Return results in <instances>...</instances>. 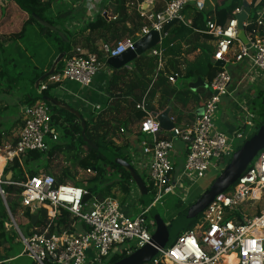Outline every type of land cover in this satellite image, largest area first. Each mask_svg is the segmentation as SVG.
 I'll return each mask as SVG.
<instances>
[{
	"label": "built area",
	"instance_id": "1",
	"mask_svg": "<svg viewBox=\"0 0 264 264\" xmlns=\"http://www.w3.org/2000/svg\"><path fill=\"white\" fill-rule=\"evenodd\" d=\"M156 1L163 4V9L156 13L151 10L142 13L148 24L142 27L140 37L151 31L160 32L173 20L188 25L184 10L190 0ZM195 5L202 11L205 1L196 0ZM242 11L243 8H236L226 24L220 25L212 20L206 23L204 31L196 32L215 40L214 62H245L249 72L255 74L247 76L257 81L264 90V9L258 11L251 32L246 31L249 47L238 39L236 17ZM247 26L248 21L245 23ZM135 43L136 40L128 38L115 46L104 44L101 51L107 58H116L133 49ZM70 54L63 68L40 86L41 92L46 91L49 84L64 81L91 87L102 70L103 62L97 54H84L80 48ZM151 56L158 61L153 85L164 71L166 60L161 48H153ZM168 80L175 83L173 76H169ZM232 81L233 77L224 65L209 82V97L204 102L202 115L191 126L174 127L170 138L160 136V123L147 110L146 99L137 105V109L145 114L139 127L144 137L140 142V160H143L141 168L146 172L152 192H155L153 206L156 207L169 195L181 198L182 192L181 199L185 201L191 188L205 179L211 170H218L238 149L237 141L243 140L244 133L237 130L230 136L219 130L215 123L221 99L229 95ZM244 126L253 130L256 126L254 116L249 115ZM58 138L51 126L48 105L38 103L26 109V119L15 146L0 149V154L8 164L32 151H48L50 143L57 142ZM177 141L188 144L181 167H178L175 158ZM2 185L22 188V205L29 208L32 214L39 213L40 218L44 213L48 222L56 219L63 209L85 225V230L77 233L62 231L50 235V226L32 236L20 233V240L25 246L23 254L35 264H105L117 254L126 253L128 256L152 243L146 218L149 209L144 207L135 217L125 214L121 204L113 198L98 200L92 197L89 207V202L83 203L84 196L89 194L87 190L73 184L58 185L53 176L44 173L27 177L24 182L4 180L0 174V195L4 198ZM132 189L127 206L134 209L140 194L133 186ZM261 202H264V150L247 173L229 191L216 197L196 223L168 248L160 250L159 258L152 264H264V206ZM250 211H253L252 216L248 214ZM232 253H236L233 263L229 261Z\"/></svg>",
	"mask_w": 264,
	"mask_h": 264
},
{
	"label": "crops",
	"instance_id": "2",
	"mask_svg": "<svg viewBox=\"0 0 264 264\" xmlns=\"http://www.w3.org/2000/svg\"><path fill=\"white\" fill-rule=\"evenodd\" d=\"M61 1L60 6L56 8L53 7L55 4L52 3L48 16L54 18L60 12L71 10L73 14L65 23V29L67 31L76 33L77 40H75L73 44L74 48L71 49V52L75 51V48H80L84 54H102L103 58L99 60L103 62V67L94 78L91 87H83L71 81H64L61 84H49L47 97L56 102H60L62 105L66 104L71 106L82 115L86 123L91 122L94 118L103 113L110 115V111L112 109L115 110L116 107H118L120 112L113 111L114 116L123 121L129 117L126 112V108L128 111V102L140 98L141 100L139 103H141L143 99H146V108L149 113H151L159 123L162 121L165 125L164 127L160 126V136L162 138H170L171 130L174 127L191 126L197 121L202 114L204 102L209 97L208 74L212 68L216 67V62L213 61V55L217 44L211 36L193 32V34L186 35L184 40L173 43L170 46V48L173 47L171 52H169L168 55H164L166 60L164 71L152 85L151 78L153 79L155 75V70L153 71L152 67L148 68L147 65L146 67L139 65V68L142 69V73H138L136 70L138 66L135 62L141 56L128 66L117 70L107 64L110 58H107L101 51L104 44L115 46L118 42L128 38H133L137 42L144 37H140V34L142 27L148 24V21L143 16L141 9L147 0H130L129 3H127L128 18L125 23L115 22L119 17L114 10L115 0ZM195 1L196 0H190L189 9L186 10L184 14L189 25L193 22L195 12H200L195 5ZM204 1L208 5L207 8L211 6L213 12H217L215 7L216 0ZM246 1L251 4L252 0ZM158 5L161 6L162 10L163 4L154 0L150 9L152 13H156L155 9ZM150 10L148 12H150ZM99 16H104L106 19V28L109 27L110 24L112 27L108 31L102 29L91 31L86 29L87 25L95 22ZM139 18L142 19V26H139V30L133 33L132 25L137 24ZM29 19L30 15L24 12L15 0H0V36H13L24 30L22 38L9 42L3 48L4 59L11 62V64L6 67V73L8 78L13 81L6 85L0 84V149L3 150L15 146L20 130L26 119V109L31 107L26 102L27 98L29 95H32L34 98L39 99L37 94H43L40 90V86L47 81V79L42 81L43 76L50 71L56 59L63 53L61 49L62 44H58L55 39V41H51L52 38L48 35H43L39 26L34 24L30 25L28 23ZM125 28L128 29L127 32L124 31ZM176 28H178V25L171 28L166 36L173 33ZM39 36L43 38H39ZM163 40L156 48L161 46ZM88 45H90L91 48L88 47ZM148 58L151 61L156 59L155 57L153 59L152 57ZM224 65L232 75L233 81L230 85L229 95L225 96L226 98H223L224 100L222 99L221 101L217 124L220 118L221 123L218 126L220 130L233 136L237 130H251V128L244 126V122L249 115L254 116V122L255 124L257 123V115L252 112L251 109L255 106L254 104L257 100L258 93L262 90V87L257 81L247 76L255 74L249 72L248 65L245 62L227 63ZM122 75H127L130 79L127 78L124 80L121 78ZM169 76L174 77V84L169 82ZM132 78L139 81H144L145 79L148 87H146V91L141 95V88L138 82H136L134 90L128 89V84ZM198 78L201 80L200 85L190 88V85L196 84ZM38 81L41 83L38 88V93H36V83ZM204 85H207V88H205ZM170 91H175V94L172 96L169 95ZM179 95H182L184 100L180 98ZM38 103L45 102L39 99V102L36 104ZM51 105L69 112L63 106ZM74 106H79L82 109L75 108ZM69 113L72 114L71 112ZM76 119L81 124V121L77 117ZM112 121L115 124L117 123L116 120ZM132 121H129V131L126 132V137H131V140L128 143L129 146L128 149L125 150V153L131 158L137 168L143 172L142 175L144 176L146 172L141 168L143 166V160H140L141 157H139L141 155L140 142L144 137H138L136 134L141 123L135 122L131 124ZM55 132L59 137L57 128ZM120 135L121 134H118L117 137L114 138V141L117 144H125L123 138H120ZM60 141L62 140L58 138L57 142L60 143ZM51 144L53 143H50V145ZM187 151L188 144L182 143V145H180L179 141L176 142L175 158L178 167H181L184 163ZM0 156L3 158V155L0 154ZM19 161L22 162V158ZM7 165L8 164L4 162V165L0 169V174L3 176L4 180L10 178L9 173L11 171L8 173L6 172ZM81 172L82 171H79V176ZM91 173L93 176L95 175L94 172ZM53 174L56 173L54 172ZM27 177L29 176H26V178ZM12 178L13 172L11 180ZM0 197L8 210L5 197L3 198L1 195ZM127 205L128 203L124 206L121 205L123 212L131 217H135V209H131ZM9 215H11L10 212ZM38 220H40V217ZM12 223L19 237H21L20 233L25 235L24 232L19 229L14 219ZM76 225L77 226L74 225L76 229H79V231L76 230L77 232L85 230V227L80 223ZM10 260L12 261L13 259Z\"/></svg>",
	"mask_w": 264,
	"mask_h": 264
},
{
	"label": "trees",
	"instance_id": "3",
	"mask_svg": "<svg viewBox=\"0 0 264 264\" xmlns=\"http://www.w3.org/2000/svg\"><path fill=\"white\" fill-rule=\"evenodd\" d=\"M17 4L20 6V8L28 13L30 15V19L28 23L34 24L39 26V29L43 35L54 34L49 29H46L44 27H41L36 18H40L42 20H45L52 24L53 26L57 27L59 30H61L63 33H65L72 44H74L76 39V33H71L65 29V23L69 20V18L72 16V11H66V12H60L56 17L52 18L48 16V12L51 8L52 3L54 0H15ZM130 0H115V8L117 16H119L116 19V23L126 22L127 20V3H129ZM244 0H216V9L217 12H213V8L210 6L207 8V4L205 3L204 9L200 12H195L193 17V22L189 25H184L182 23L178 24V28L174 30L173 33L166 36V38L163 40L161 48L163 50L164 55H168L169 52H171L172 48L170 46L179 41L184 40V37L186 35L193 34V32L196 31H204L206 28V23L212 20H216L220 25L226 24L233 16V11L236 8H242L243 7ZM189 9V5L184 10L185 11ZM251 9L252 14L248 19V26L246 28V31L249 33L253 29V22L258 16V11L264 9V0H252L251 1ZM156 12L161 10V6H156ZM254 14V15H253ZM185 17V15H184ZM142 19L137 20V24L132 25V32L135 33L137 30H139V26H142ZM106 19L104 16H99L98 19L95 22H92L87 25L86 29H89L91 31H98L100 29L108 31L112 26L109 25V27H105L106 25ZM28 24V25H29ZM125 32L128 31L127 28L124 29ZM131 32V33H132ZM24 35V30H22L20 33L15 34L13 36L8 37H1L0 36V84L6 85L11 81L6 73V67L11 64L9 60L4 59V46L8 44L9 42L16 41L17 39L22 38ZM55 35V34H54ZM55 39L60 41L62 44V51H67L68 57L71 56V48L66 49L64 44L62 43V40L55 35ZM88 47L91 48L90 45ZM98 58L101 60L103 58L102 54L97 55ZM153 59V58H152ZM137 67V72L142 73V69L139 68V65L148 66V68L152 67V70H155V63L156 59L151 61L146 56H141L137 59L135 62ZM64 63H61L58 68V72L63 68ZM220 68H212L211 71L208 74L209 82L214 78V76L217 74L218 71H220ZM130 76V75H129ZM132 77V76H130ZM136 79H138L136 76H134ZM122 79L126 80L127 75H122ZM135 78H132L130 80V83L128 84L129 90H134V86L136 82L140 85V95L146 91L147 89V83L144 81L136 80ZM130 79V78H129ZM8 86V85H7ZM49 89V87H48ZM137 91V90H136ZM48 94V91H43V96H46ZM175 91H170L169 95H174ZM136 97V96H135ZM180 98L183 99L182 95ZM139 98V97H136ZM139 100V101H138ZM140 98L131 102H128V111L126 108V112L128 113L129 117L125 120H120L116 116H114L113 111H117L118 113L120 110H118V107H114L110 111V115L103 113L100 116L94 118L91 122H87V129H86V136L90 142H92L95 146L99 147L101 150L106 151L117 158L127 162L132 167L135 168L133 161L131 158L125 153V150L128 149V143L131 140V137H126V132L129 131V121L131 124L135 122L141 123L143 119L145 118V114L137 109V105L140 102ZM184 100V99H183ZM29 106H34L37 102H39V99L34 98L32 95H29L27 98V101ZM44 102V101H43ZM50 109L51 113V126L56 130L61 129L62 135L60 143L55 142L50 145L48 151L46 152H39V151H32L28 154L24 155L22 157V162L19 161V159H14L13 162L8 163L6 172H13V178L12 181L14 182H24L26 180V175L29 177L37 176L39 174H47L51 175L56 179L57 184L64 185L73 183L74 186L78 188H82L87 190L90 194H92L93 197H95L98 200H103L107 197H112L119 201L121 205H126L128 202V197L132 193V185H135L131 174L125 170L123 167L113 164L110 161L107 160L101 153H99L96 149H92L88 147L85 142L82 139V130H81V124L76 119V117L69 112L65 111L64 109L54 107L50 103H46ZM260 104V109L257 113V123L255 126V130L257 131L261 125L264 123V90H260L257 96V100L254 105ZM255 110V109H254ZM109 113V112H108ZM112 120H116V124L113 123ZM118 134L120 135V138H123L125 144H117L114 141V138L117 137ZM137 136H142L139 130L137 131ZM254 134V131L251 132V134H246L243 140H241V145L244 143V141L252 136ZM240 146V145H239ZM60 158L64 159L65 165L60 168L59 172L57 174H53L49 171V165L50 162H53V160H58ZM41 161V163L36 166V162ZM226 164V163H225ZM223 164L222 168H225L228 163L225 165ZM36 166V168H35ZM33 167V168H32ZM46 169V173L44 171H41L40 169ZM136 169V168H135ZM48 170V171H47ZM79 171L87 172L91 171L94 172V176L89 179H78ZM137 171V170H136ZM138 172V171H137ZM139 174V173H138ZM141 178L144 180L145 185L147 186V189L150 194L151 201L153 202L155 192L153 188H151L150 182L147 180L146 176L140 175ZM78 179V180H77ZM204 180V179H203ZM197 183L196 185L200 184L201 182ZM215 180L212 179L211 184ZM195 185V186H196ZM194 186V187H195ZM193 187V188H194ZM2 189L4 191V196L6 199V203L8 205V210L3 204V201L0 197V248H5V254L2 256L0 252V257L8 258V259H14L18 255H13L14 249L13 244L15 239L18 237L17 232L14 229L7 230L6 225L10 223V214L15 218L16 224L19 227V229L23 232L24 227H31V229L28 232V236H32L35 234H40L44 231L46 226H50V235L54 234L55 232H62V231H68L70 233H77L79 229H76V224L80 223L85 227L84 223L81 222L78 218L72 217L71 214L61 209L58 213V216L56 219H54L51 222L47 221V217L44 214L40 220L37 221L36 225H32V213L29 208H26L22 205V191L23 189L20 187H16L14 185H2ZM230 190V189H229ZM228 190V191H229ZM153 195V197H152ZM141 200V199H140ZM194 199L191 200V194L189 201L187 200V203L181 204H187V207L182 208V205L178 204V208L180 209L178 214H181L183 211H185L188 206L194 203ZM150 213L146 215L147 220L149 221L150 225V231L153 235L155 230V222L149 217ZM75 225V226H74ZM77 230V231H76ZM127 257L126 253L117 254L114 256L110 261L109 264H113L118 262L119 260ZM2 264H7V262H4Z\"/></svg>",
	"mask_w": 264,
	"mask_h": 264
},
{
	"label": "water",
	"instance_id": "4",
	"mask_svg": "<svg viewBox=\"0 0 264 264\" xmlns=\"http://www.w3.org/2000/svg\"><path fill=\"white\" fill-rule=\"evenodd\" d=\"M154 0H147L141 9L142 13L148 12L153 4ZM243 11L237 15V29H238V39L242 42V44L247 47L250 46L248 39L246 37V27L245 23L248 21L249 17L252 14L251 4L244 0L243 3ZM38 24L41 27L49 29L52 33L58 36L62 43L64 44L66 49L71 48V41L68 36L59 30L57 27L53 26L49 22L42 20L40 18H36ZM178 25L177 20H173L170 23L166 24L160 32L151 31L146 36L137 41L133 47V49L126 51L124 54L116 57L110 58L107 61V64L114 69H121L123 67L128 66L130 63L135 61L138 57L142 55H146L148 57L151 56V50L158 45H160L161 41L165 38L166 34L170 31L171 28ZM68 53L64 51L59 55L54 64L52 65L50 71L46 73L42 81L48 79L51 75H53L59 68V65L64 62ZM224 63L216 62V68H223ZM40 81L36 83V93H38V88L40 85ZM201 80L198 78L196 84L190 85V88H194L195 86H199ZM207 88V85H204ZM37 97L44 102L51 103L53 105H57L59 107L63 106L66 110L74 114L81 121L82 128V139L88 145V147L92 149H96L99 153H101L108 161L113 164L119 165L127 170L138 189L140 194V199L143 203L144 208L149 209V213L152 214L155 206L150 198L149 191L147 186L144 183V180L138 174L136 169L132 167L127 162L117 158L116 156L101 150L99 147L95 146L92 142H90L86 136L87 124L82 115L71 106L66 104H61L60 102H56L50 99L47 96H43L42 94H37ZM203 113V111H202ZM202 115V114H201ZM160 126L164 127V123L160 121ZM172 126V125H171ZM172 128V127H171ZM264 150V123L261 127L249 138H247L244 143L239 146V148L234 152L230 162L225 167V169L221 172V174L217 177V179L208 187V189L193 203L191 204L185 211L181 214L177 215L170 222H165L164 219L161 218L159 214L154 216L155 222V230L152 235V243L151 245H147L144 248H141L131 255L119 260L113 264H151L155 260H157L160 256V250L168 248L174 241L188 230L194 223H196L204 211L208 208V206L221 194H224L226 191L231 189L237 181L242 178L249 167L257 158V156ZM12 176V172L9 173V177L7 180L10 181ZM92 194H87L83 198V203H87L92 199ZM39 219V213L32 215V225L35 226Z\"/></svg>",
	"mask_w": 264,
	"mask_h": 264
},
{
	"label": "rangeland",
	"instance_id": "5",
	"mask_svg": "<svg viewBox=\"0 0 264 264\" xmlns=\"http://www.w3.org/2000/svg\"><path fill=\"white\" fill-rule=\"evenodd\" d=\"M55 2H53V4H55L53 7L54 8H56V7H59L60 6V4H61V2L62 1H60V2H58V1H56V0H54ZM59 4V5H58ZM254 15V14H253ZM41 35V34H40ZM49 36L52 38L51 39V41L52 40H54L55 39V35L54 34H49ZM39 38H43L42 36H39ZM44 40V39H43ZM56 40V39H55ZM54 40V41H55ZM56 42L58 43V44H61L60 43V41H58V40H56ZM72 48H74V45L72 44ZM76 49V48H75ZM146 56V55H145ZM146 57H148V56H146ZM150 57H152V56H150ZM152 58H154V57H152ZM157 66H158V62H157V60H156V68H155V72H156V69H157ZM155 74V73H154ZM151 80H152V78H151ZM258 87V86H257ZM259 88V87H258ZM15 94V93H14ZM12 96H15V95H12ZM223 98H226L225 96L224 97H222V99ZM222 99H221V101H222ZM224 100V99H223ZM71 101V100H70ZM72 102V101H71ZM73 104V103H72ZM220 105H221V103H220ZM219 105V108H221V106ZM75 107V106H74ZM77 108H80V109H82L81 107H79V106H76ZM75 107V108H76ZM219 108H218V111H217V113H216V115H215V123L217 124V119H218V112H219ZM255 109V110H254ZM260 109V104H257V105H255L252 109H251V111L252 112H254L256 115H257V113H258V110ZM13 110V109H12ZM221 123V121H220V118H219V121H218V124L216 125L217 126V128L220 130V128L218 127L219 126V124ZM245 135L246 134H251V132H253L254 131V133L256 132V130H255V128H253V130H248V129H246V130H244V129H242L241 130ZM58 133H59V139H61V136H63L62 135V130L61 129H58ZM47 141L48 142H51L50 140H48L47 139ZM180 145H182V143L180 142ZM239 145H241V141H239L238 143H237V146H239ZM140 155V154H139ZM138 155V156H139ZM139 157H141V155L139 156ZM231 160V159H230ZM230 160H225L222 164H221V166L219 167V169L218 170H211V172L207 175V177L203 180V182H201L200 184H198V185H196L194 188H191V190H190V192H189V194L187 195V197H186V200L185 201H183L182 202V196L184 195V192H182L181 193V198H180V196H173V195H169V196H167V197H165L164 198V200H162L160 203H158L157 204V206L155 207V209H154V211H153V213L152 214H150L149 215V217L152 219V220H154V216L156 215V214H159L160 216H161V218L162 219H164L165 220V222H170V221H172L173 220V218H175L176 216H177V214H178V212H179V206H178V204L180 205L181 203L180 202H182V203H187V200L189 201V199H190V194H191V200L192 199H194L195 201L208 189V187L211 185V182H212V179H214L215 178V180L217 179V177L221 174V172L225 169V168H222V166H223V164H227V163H229L230 162ZM41 163V161H39V162H36V166H38L39 164ZM225 164V165H226ZM65 165V162H64V159L63 158H60V159H58V160H53V162H50V165H49V170L50 171H48V172H51V173H58L59 172V170H60V168H62L63 166ZM36 166H35V168H36ZM134 166H135V168L138 170V172L140 173V175H142L143 174V172L142 171H140L138 168H137V166L134 164ZM224 167V166H223ZM33 168V167H32ZM41 171H44L45 173H46V169H44V168H42V169H40ZM26 176H28V175H26ZM144 176H146L145 174H144ZM91 177H93V174L92 173H88V172H85V173H83V172H81L80 173V176H79V179H89V178H91ZM214 180V181H215ZM213 181V182H214ZM73 184V183H72ZM133 186V188H134V190L138 193V195H139V192H138V190H137V188H136V186L135 185H132ZM152 197H153V195H152ZM194 201V202H195ZM128 203V202H127ZM91 204H92V201H89V203H88V205H89V207L91 206ZM182 205V208H184V207H187L186 205L187 204H181ZM178 206V207H177ZM255 206H257V205H255ZM254 206V207H255ZM261 206L263 207L264 206V202H261ZM89 207H87V209L89 208ZM142 207H144L143 206V203H142V201L139 199V204H137V205H135L134 206V209H135V214H134V216H137L139 213H140V210H141V208ZM189 207V206H188ZM7 209V208H6ZM239 215H244L243 213H241V212H237ZM248 214L250 215V216H252L251 214H253V211H250V212H248ZM42 216H44V213H42V215H41V218H42ZM9 217H10V223L9 224H7L6 225V228H7V230L9 231V230H11V229H14L15 231H16V229H15V226L13 225V223H12V218H11V215H9ZM40 218V219H41ZM13 219H14V221H15V218L13 217ZM23 229V232H24V234L25 235H29L28 234V232H29V230L31 229V227H24V228H22ZM13 249H14V253H13V255H18L17 257H15L12 261H10V259H8V258H4V257H0V264H2V263H4V262H8L7 264H35L31 259H29L27 256H25L24 254H23V252H24V249H25V246H24V244L21 242V240H20V237L18 236L16 239H15V241H14V244H13ZM0 252H1V254H2V256H4V254H5V248L4 247H2V248H0ZM21 254V255H20ZM234 257H235V255L234 256H232L231 257V262L232 261H234ZM109 261H110V259L109 260H107L106 262H105V264H109Z\"/></svg>",
	"mask_w": 264,
	"mask_h": 264
},
{
	"label": "bare ground",
	"instance_id": "6",
	"mask_svg": "<svg viewBox=\"0 0 264 264\" xmlns=\"http://www.w3.org/2000/svg\"><path fill=\"white\" fill-rule=\"evenodd\" d=\"M4 162H5V159H4V157L2 158V156H0V169H1V167L4 165ZM236 256V253H232V254H230V258H229V261L231 260V257L232 256ZM231 263H233V261L231 262Z\"/></svg>",
	"mask_w": 264,
	"mask_h": 264
},
{
	"label": "clouds",
	"instance_id": "7",
	"mask_svg": "<svg viewBox=\"0 0 264 264\" xmlns=\"http://www.w3.org/2000/svg\"><path fill=\"white\" fill-rule=\"evenodd\" d=\"M67 58V57H66ZM65 61V60H64ZM64 63V62H63ZM241 146V145H240ZM239 148V147H238ZM11 181V180H10ZM11 261V260H10ZM8 263V262H7ZM152 264V263H151Z\"/></svg>",
	"mask_w": 264,
	"mask_h": 264
}]
</instances>
